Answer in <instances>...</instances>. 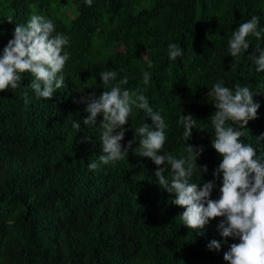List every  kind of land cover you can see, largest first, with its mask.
Segmentation results:
<instances>
[{
  "label": "trees",
  "instance_id": "trees-1",
  "mask_svg": "<svg viewBox=\"0 0 264 264\" xmlns=\"http://www.w3.org/2000/svg\"><path fill=\"white\" fill-rule=\"evenodd\" d=\"M72 4L75 14L62 16L52 0H0V58L16 24L26 25L34 14L53 22V35L68 38L64 51L69 53L57 74L64 84L51 99L37 96L27 72L21 74L20 87L0 91V264H229L224 255L240 239L222 236L219 225L226 217L202 229L187 227L181 219L186 209L172 203L175 194L155 176L159 167H167L170 182V165L157 166L140 155L135 129L154 127L148 114L133 106L120 142L124 149L134 141L128 155L102 164L103 117L95 125L83 124L88 114L80 100L91 93L98 98L126 78L121 89L145 95L167 125L160 154L186 159L187 144L203 148L196 164L208 171L194 172L190 182L201 188L214 182L210 198L218 200L223 175H214L222 162L212 144L210 117L216 108L209 92L214 84L223 81L233 93L237 87L253 92L260 107L241 129L240 142L251 144L264 164V72L257 71L253 59L264 51V0ZM253 16L261 37L250 34L249 49L232 57L233 32ZM169 44L183 50L175 60ZM105 71L117 73L109 85L100 76ZM145 72L151 77L148 84ZM189 114L196 125L186 140L180 117ZM90 162L98 167L90 170ZM213 240L221 244L219 250L209 247Z\"/></svg>",
  "mask_w": 264,
  "mask_h": 264
},
{
  "label": "clouds",
  "instance_id": "clouds-1",
  "mask_svg": "<svg viewBox=\"0 0 264 264\" xmlns=\"http://www.w3.org/2000/svg\"><path fill=\"white\" fill-rule=\"evenodd\" d=\"M85 2L88 6L92 5V0ZM257 25L258 19L253 16L233 32L229 40V53L232 57H237L242 50L249 49L246 38L250 34H254L257 39L261 37V33L256 30ZM54 32L53 22L42 15H32L26 25L16 24L14 38L8 42L3 57L0 58V91L9 86L12 89L20 87L21 74L27 72L34 77L29 87L35 90L38 97H53L55 90L64 84V77H58L57 74L63 70L69 59V53L64 51L68 38L59 33L53 35ZM168 48L171 60L182 55V48L176 44H169ZM253 59L257 71L264 72V51ZM100 76L103 84L109 85L110 81L116 80L117 73L105 71ZM150 78V74L145 72L144 84H148ZM127 82L124 78L119 84H113L110 91H103L98 98L91 93L80 100V103L86 104L84 111L88 114L83 119V124L95 125L97 117H103L100 123V140L103 146L100 162L108 164L128 155V148L134 141L129 142L128 148L122 149L120 142L124 139V125L128 123L133 106L143 109L153 121L154 127L144 124L135 129V136L138 134L141 138L140 155L151 158L157 166L166 165L165 162L170 165L173 174L170 182L165 176L167 167H159L155 176L163 189L175 194L172 203L186 209L181 215L183 224L191 229H202L210 220L226 217L219 225L222 236L238 237L240 242L230 246L224 259L229 264H264V164L256 158V149L251 144L240 142L244 134L241 129L245 128L249 120L257 117L260 107L254 102L253 92L248 87H237L233 93L223 85V81L214 84L209 92V97L214 98L216 108L210 117L215 134L212 144L222 156V162L214 175H223L221 196L218 200H213L210 196L214 182H206L202 188L199 184L190 182L194 172L208 171L207 166L200 168L196 164L203 148L197 149L187 144L189 156L186 159L160 154L165 144L167 125L162 116L149 106L145 95L121 89L120 85ZM27 102L25 93V103ZM228 121L234 122L236 127L228 125ZM180 122L185 129L183 137L190 140L188 138H192L196 119L191 114L182 115ZM73 127L79 129L80 124L73 122ZM117 128L121 131L114 134ZM97 167L96 162L89 163L90 170ZM209 247L219 250L221 244L213 240Z\"/></svg>",
  "mask_w": 264,
  "mask_h": 264
},
{
  "label": "rangeland",
  "instance_id": "rangeland-1",
  "mask_svg": "<svg viewBox=\"0 0 264 264\" xmlns=\"http://www.w3.org/2000/svg\"><path fill=\"white\" fill-rule=\"evenodd\" d=\"M52 6L55 11H57L62 16L69 15L73 16L75 14L74 6L72 0H52Z\"/></svg>",
  "mask_w": 264,
  "mask_h": 264
}]
</instances>
